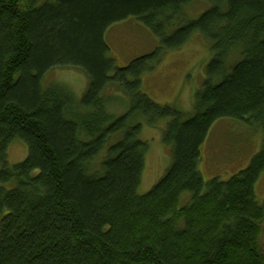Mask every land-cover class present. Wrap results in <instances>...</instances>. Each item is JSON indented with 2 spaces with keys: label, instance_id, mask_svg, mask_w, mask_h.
<instances>
[{
  "label": "trees",
  "instance_id": "16d2710c",
  "mask_svg": "<svg viewBox=\"0 0 264 264\" xmlns=\"http://www.w3.org/2000/svg\"><path fill=\"white\" fill-rule=\"evenodd\" d=\"M197 3L206 11L187 20ZM128 17L160 45L117 68L104 34ZM196 34L210 59L187 115L141 80ZM56 69L83 72L80 101L44 84ZM229 118L264 135V0H0V264H264V141L225 182L199 171L211 127ZM143 123L165 124L171 164L139 195ZM17 141L27 156L10 164Z\"/></svg>",
  "mask_w": 264,
  "mask_h": 264
},
{
  "label": "rangeland",
  "instance_id": "374dc122",
  "mask_svg": "<svg viewBox=\"0 0 264 264\" xmlns=\"http://www.w3.org/2000/svg\"><path fill=\"white\" fill-rule=\"evenodd\" d=\"M206 5L197 3L193 9L186 10L187 20L196 19L206 11ZM104 40L110 49V56L117 68H125L137 58L151 54L159 48L156 36L142 22L128 17L126 20L108 27ZM209 42L200 34L179 50L163 52L159 63L149 73L142 76L141 91L157 105H171L187 115L194 112L195 94L201 89L206 78V66L210 59ZM46 85H59L80 101L87 90L88 81L82 71L76 69H56L44 78ZM112 107L116 115L125 110ZM163 124L160 128H150L142 124L140 140L148 145L139 195L148 193L164 176L171 164V153L162 143ZM264 135L259 126L243 120L221 119L211 127L203 148V161L199 171L207 184L214 178L229 180L234 174L245 169L262 147ZM7 150L10 164L23 162L27 156L26 145L14 142ZM257 202L264 207V173L255 185ZM189 194H184L178 207L188 205ZM1 220V219H0ZM260 246L264 254V226L260 235Z\"/></svg>",
  "mask_w": 264,
  "mask_h": 264
}]
</instances>
